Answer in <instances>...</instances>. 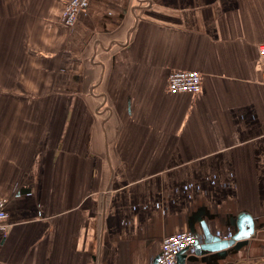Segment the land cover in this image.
Instances as JSON below:
<instances>
[{"label": "crops", "instance_id": "obj_1", "mask_svg": "<svg viewBox=\"0 0 264 264\" xmlns=\"http://www.w3.org/2000/svg\"><path fill=\"white\" fill-rule=\"evenodd\" d=\"M11 1L0 264H152L191 229L176 264H264V0H90L73 26ZM178 69L200 92L167 91Z\"/></svg>", "mask_w": 264, "mask_h": 264}, {"label": "built area", "instance_id": "obj_2", "mask_svg": "<svg viewBox=\"0 0 264 264\" xmlns=\"http://www.w3.org/2000/svg\"><path fill=\"white\" fill-rule=\"evenodd\" d=\"M90 0H65L59 12V22L73 26L80 14L86 11ZM259 55L264 56V43L258 46ZM202 76L196 70L178 69L167 76V91L177 93H198L201 89ZM7 218L6 199L0 198V233L5 230ZM198 235L192 231H177L166 235L160 243L157 264H176L181 253L193 248Z\"/></svg>", "mask_w": 264, "mask_h": 264}, {"label": "rangeland", "instance_id": "obj_3", "mask_svg": "<svg viewBox=\"0 0 264 264\" xmlns=\"http://www.w3.org/2000/svg\"><path fill=\"white\" fill-rule=\"evenodd\" d=\"M15 5L14 1L11 0H0V48H3L4 51L1 52L2 54V61L3 65L0 69V76H1V85H7L9 86V81L12 80L11 78H15V82L17 83L18 80L21 79L20 87L22 88L24 86V82L22 83V80L25 78V75L21 72L19 73L17 70L20 68V63H18V60L20 58V52H17L16 49L10 50V42L14 41L11 38V23H12V16L9 14L5 16L4 12L10 13L12 6ZM24 21H27V18L23 19ZM25 23L24 25H26ZM6 32V34H2V32ZM18 44L21 43L23 45V39H17ZM14 45V43H13ZM9 48V49H8ZM1 51V50H0ZM6 54V56H5ZM27 58V57H25ZM22 83V84H21ZM3 88V87H2ZM1 88V89H2ZM9 89H12L8 87Z\"/></svg>", "mask_w": 264, "mask_h": 264}, {"label": "water", "instance_id": "obj_4", "mask_svg": "<svg viewBox=\"0 0 264 264\" xmlns=\"http://www.w3.org/2000/svg\"><path fill=\"white\" fill-rule=\"evenodd\" d=\"M201 227H202V231H203V239H202V241H203L204 243H210V242H213L212 239L215 238V237H213V236L209 233L208 227L205 225V223L202 224ZM191 231L193 232L192 229H191ZM247 233L249 234V231H248ZM243 235H244V234H243ZM214 240H217V239H214ZM245 242H246V241H238V242L235 244V246H236L235 248L241 246L242 244H245ZM196 245H198V241L195 243L194 246H196ZM219 252H220V253H224L225 250H221V251H219ZM219 252H218V253H219ZM220 253H219V254H220ZM157 260H158V255L153 259L152 264H157Z\"/></svg>", "mask_w": 264, "mask_h": 264}]
</instances>
